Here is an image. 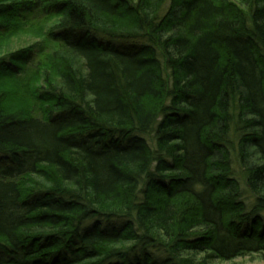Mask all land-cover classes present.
<instances>
[{"label":"trees","instance_id":"16d2710c","mask_svg":"<svg viewBox=\"0 0 264 264\" xmlns=\"http://www.w3.org/2000/svg\"><path fill=\"white\" fill-rule=\"evenodd\" d=\"M23 30L0 264L264 258V0H0V42Z\"/></svg>","mask_w":264,"mask_h":264},{"label":"rangeland","instance_id":"374dc122","mask_svg":"<svg viewBox=\"0 0 264 264\" xmlns=\"http://www.w3.org/2000/svg\"><path fill=\"white\" fill-rule=\"evenodd\" d=\"M232 1H236V0H232ZM238 2V1H237ZM53 20L52 21H48L45 23L46 27L49 28L50 26L53 25ZM31 35H29V33L26 30H23L22 32L19 33V36H13V38L9 37V40H2L0 42V56L8 53L9 51H15L17 49L23 48L25 46H29L32 44L31 40ZM102 40L101 38H98L97 41ZM118 44H114V46L117 47ZM122 45H131V42H124L122 43ZM90 224V221L86 222V224ZM264 264V258H262L261 256L258 255H254V256H248L245 257L243 259H238L233 261V264Z\"/></svg>","mask_w":264,"mask_h":264}]
</instances>
